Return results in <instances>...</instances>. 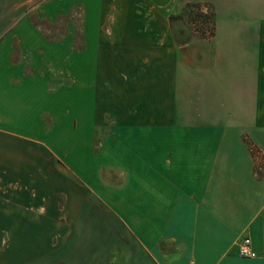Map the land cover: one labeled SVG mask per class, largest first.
I'll use <instances>...</instances> for the list:
<instances>
[{"label":"crops","instance_id":"obj_1","mask_svg":"<svg viewBox=\"0 0 264 264\" xmlns=\"http://www.w3.org/2000/svg\"><path fill=\"white\" fill-rule=\"evenodd\" d=\"M0 264H264V0H0Z\"/></svg>","mask_w":264,"mask_h":264},{"label":"rangeland","instance_id":"obj_2","mask_svg":"<svg viewBox=\"0 0 264 264\" xmlns=\"http://www.w3.org/2000/svg\"><path fill=\"white\" fill-rule=\"evenodd\" d=\"M192 10V16H179V20L176 19L178 20L176 22L180 28L179 30L186 33L179 38L181 43L185 42V45H182L183 50L186 53L192 51L197 53L209 52V45L203 39H208L209 34L212 33V28H214L212 13L210 10L204 11L201 6Z\"/></svg>","mask_w":264,"mask_h":264},{"label":"built area","instance_id":"obj_3","mask_svg":"<svg viewBox=\"0 0 264 264\" xmlns=\"http://www.w3.org/2000/svg\"><path fill=\"white\" fill-rule=\"evenodd\" d=\"M238 253L241 257H254V252L251 249V242L248 238L240 242L238 245Z\"/></svg>","mask_w":264,"mask_h":264},{"label":"trees","instance_id":"obj_4","mask_svg":"<svg viewBox=\"0 0 264 264\" xmlns=\"http://www.w3.org/2000/svg\"><path fill=\"white\" fill-rule=\"evenodd\" d=\"M196 7H200L199 5H194V4H188L185 6L184 10L182 13H180L179 15H176V16H192L193 14V8H196ZM212 17H213V14H212ZM213 29V28H212Z\"/></svg>","mask_w":264,"mask_h":264}]
</instances>
